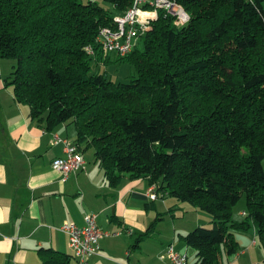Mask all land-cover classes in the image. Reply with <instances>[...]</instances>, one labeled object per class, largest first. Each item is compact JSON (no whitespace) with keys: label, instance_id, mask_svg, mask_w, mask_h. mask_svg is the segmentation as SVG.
Returning a JSON list of instances; mask_svg holds the SVG:
<instances>
[{"label":"trees","instance_id":"16d2710c","mask_svg":"<svg viewBox=\"0 0 264 264\" xmlns=\"http://www.w3.org/2000/svg\"><path fill=\"white\" fill-rule=\"evenodd\" d=\"M102 1L114 13L93 1L0 0V59L17 61L5 80L16 102L48 130L74 124L78 149L95 150L110 186L149 179L162 198L209 215L210 227L183 237L197 264L234 256L235 233L252 226L264 249V0H176L190 21L159 12L143 49L117 61L136 70L127 82L91 74L87 48L102 61L98 34L134 3ZM39 256L69 264L53 249Z\"/></svg>","mask_w":264,"mask_h":264},{"label":"crops","instance_id":"0c3cea01","mask_svg":"<svg viewBox=\"0 0 264 264\" xmlns=\"http://www.w3.org/2000/svg\"><path fill=\"white\" fill-rule=\"evenodd\" d=\"M109 59L106 67L117 58ZM2 68L0 62V264H42V248L68 254L69 264H80L60 228L65 223L84 226L87 214H96L98 226L112 234L100 241V253L89 264H171L166 256L170 245L187 255L188 264H197L196 251L183 237L204 226L202 212L161 195L152 201L149 179L126 177L110 186L96 157L87 158L86 151L84 169L62 182L52 163L64 157V145H54L53 139L57 135L76 145V126L48 130L33 120L30 108L17 103L6 86L9 76H3ZM182 209L193 211L194 221L179 220L176 213ZM235 234L238 251L223 254L221 264H264L257 229Z\"/></svg>","mask_w":264,"mask_h":264},{"label":"built area","instance_id":"2783aa9c","mask_svg":"<svg viewBox=\"0 0 264 264\" xmlns=\"http://www.w3.org/2000/svg\"><path fill=\"white\" fill-rule=\"evenodd\" d=\"M161 11L174 17L179 25L190 21L189 14L176 0H134L128 11L115 15L113 24L100 31L97 37V43L101 46L99 48L105 53L122 58L130 55L138 46V41L152 29V24ZM94 50L93 47L87 48L88 55L93 58L96 57ZM53 144L64 145V157L56 158L52 166L59 173L61 181L66 182L72 174L84 169V155L77 145L57 135L54 136ZM156 190V186H150L147 196L152 201L159 199ZM84 220V226L65 223L60 230L68 236L70 249L79 263L89 264L91 258L100 253V241L112 234L98 226L96 214H87ZM166 256L171 264H188L187 255L176 252L173 245L167 248Z\"/></svg>","mask_w":264,"mask_h":264},{"label":"rangeland","instance_id":"374dc122","mask_svg":"<svg viewBox=\"0 0 264 264\" xmlns=\"http://www.w3.org/2000/svg\"><path fill=\"white\" fill-rule=\"evenodd\" d=\"M79 1L81 3H84V4H87L90 1L98 2L100 5L107 7L108 10H110L112 13H114L112 11L111 7L109 5H106L102 0H79ZM97 46H98V48L101 47L98 45V43H97ZM137 48L139 50L143 49V40L142 39H140L138 41ZM99 51L104 56L102 61L105 63L103 64L102 61L98 62V60H96L97 59V50H94L96 57L91 62V64H92L91 65L92 66L91 74L92 75L107 74V76L111 80L116 81V82H127V81L131 80L132 77H134L136 75V70L132 65H130L129 63L117 62V61H119V58H122V57H118V56L113 55V54L105 53L100 48H99ZM112 56H113V58L114 57L117 58L116 62L113 60V62H115V63H112L111 65L106 67V62L107 61L111 62V59H109V57H112ZM0 62H1L2 67H3L2 71H1V73H3V76L4 77L11 76L13 71H14V67L17 65V61L14 59H11V58H4V59H0ZM10 88L13 90L12 87H9V89ZM86 153H87V158L88 157H93V159L95 158V150L93 148L87 149ZM172 200L174 201V199H172ZM182 204L185 205L186 207L190 206L189 204H186V203H182ZM243 211H246V196L245 195H243L242 200L240 201V203L238 204V206L234 210L235 218L236 219H243L244 218ZM176 214L178 215V217L181 218L179 220H182L184 218L185 220L194 221V219L196 218L193 211L186 212V209L179 210ZM202 214H203L202 216H204L206 218L205 220L202 218V220H201L202 225H204L205 227H210L211 224H209V222L211 221L212 218L207 214H204V213H202ZM205 224H207V225H205ZM236 233H238V232H236ZM235 235H237V234H235ZM190 264H192V263L190 262Z\"/></svg>","mask_w":264,"mask_h":264}]
</instances>
